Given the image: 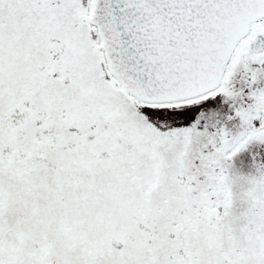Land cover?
Here are the masks:
<instances>
[{
	"label": "snow or ice",
	"instance_id": "6c2138e0",
	"mask_svg": "<svg viewBox=\"0 0 264 264\" xmlns=\"http://www.w3.org/2000/svg\"><path fill=\"white\" fill-rule=\"evenodd\" d=\"M253 142L264 0H0V264H264Z\"/></svg>",
	"mask_w": 264,
	"mask_h": 264
},
{
	"label": "flooded vegetation",
	"instance_id": "af4514ba",
	"mask_svg": "<svg viewBox=\"0 0 264 264\" xmlns=\"http://www.w3.org/2000/svg\"><path fill=\"white\" fill-rule=\"evenodd\" d=\"M224 111L230 112L228 105L225 104ZM235 170L248 174L256 172V164L264 163V143L253 142L242 149L232 160Z\"/></svg>",
	"mask_w": 264,
	"mask_h": 264
}]
</instances>
